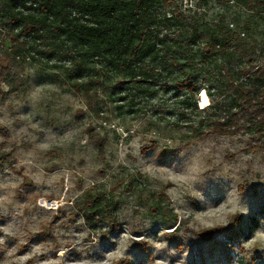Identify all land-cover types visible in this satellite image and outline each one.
Here are the masks:
<instances>
[{
	"label": "rangeland",
	"instance_id": "obj_1",
	"mask_svg": "<svg viewBox=\"0 0 264 264\" xmlns=\"http://www.w3.org/2000/svg\"><path fill=\"white\" fill-rule=\"evenodd\" d=\"M173 2L212 24L241 13L225 0ZM9 48L0 30V59ZM43 65L18 58L0 84V264H264L254 136L192 138L168 118L171 96L130 108Z\"/></svg>",
	"mask_w": 264,
	"mask_h": 264
},
{
	"label": "trees",
	"instance_id": "obj_2",
	"mask_svg": "<svg viewBox=\"0 0 264 264\" xmlns=\"http://www.w3.org/2000/svg\"><path fill=\"white\" fill-rule=\"evenodd\" d=\"M173 1L0 0L10 44L0 84H10L18 58H30L64 70L78 92L95 97L106 89L122 106L171 96L168 118L192 138L254 136L264 148V0H225L241 13L233 22L220 14L215 24ZM202 91L210 103L200 108ZM102 201L85 204L87 219Z\"/></svg>",
	"mask_w": 264,
	"mask_h": 264
},
{
	"label": "bare ground",
	"instance_id": "obj_3",
	"mask_svg": "<svg viewBox=\"0 0 264 264\" xmlns=\"http://www.w3.org/2000/svg\"><path fill=\"white\" fill-rule=\"evenodd\" d=\"M202 94H203V95H202ZM205 100H206L207 102H205ZM199 103H200V105H202V107H205V106H207V104H209V98H208V96H207V94H206L205 91H202V92L200 93V100H199Z\"/></svg>",
	"mask_w": 264,
	"mask_h": 264
},
{
	"label": "snow or ice",
	"instance_id": "obj_4",
	"mask_svg": "<svg viewBox=\"0 0 264 264\" xmlns=\"http://www.w3.org/2000/svg\"><path fill=\"white\" fill-rule=\"evenodd\" d=\"M203 95V94H202ZM205 102H207L206 100H205Z\"/></svg>",
	"mask_w": 264,
	"mask_h": 264
}]
</instances>
